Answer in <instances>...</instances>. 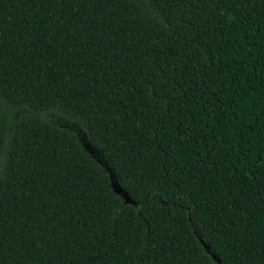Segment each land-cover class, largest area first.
I'll return each instance as SVG.
<instances>
[{
    "label": "trees",
    "instance_id": "obj_1",
    "mask_svg": "<svg viewBox=\"0 0 264 264\" xmlns=\"http://www.w3.org/2000/svg\"><path fill=\"white\" fill-rule=\"evenodd\" d=\"M0 264H264V0H0Z\"/></svg>",
    "mask_w": 264,
    "mask_h": 264
},
{
    "label": "rangeland",
    "instance_id": "obj_2",
    "mask_svg": "<svg viewBox=\"0 0 264 264\" xmlns=\"http://www.w3.org/2000/svg\"><path fill=\"white\" fill-rule=\"evenodd\" d=\"M49 121L53 122L56 125H59L60 127L69 129L73 132H75L76 134H78L80 141L82 143V145L84 146V148L92 155L94 156V158L101 164L104 166V163L102 162L101 158H99V156L97 155V153L94 151V149L90 146V144L88 143V141L85 138V135L83 133H81L78 128L74 125V124H70V122L65 121L59 117L56 116H52V115H48L46 117ZM117 192H119L117 190Z\"/></svg>",
    "mask_w": 264,
    "mask_h": 264
}]
</instances>
